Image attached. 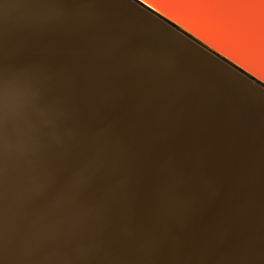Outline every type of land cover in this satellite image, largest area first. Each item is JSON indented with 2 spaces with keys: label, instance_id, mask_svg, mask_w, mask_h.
Segmentation results:
<instances>
[{
  "label": "water",
  "instance_id": "water-1",
  "mask_svg": "<svg viewBox=\"0 0 264 264\" xmlns=\"http://www.w3.org/2000/svg\"><path fill=\"white\" fill-rule=\"evenodd\" d=\"M251 32L222 0H0V264H264Z\"/></svg>",
  "mask_w": 264,
  "mask_h": 264
},
{
  "label": "snow or ice",
  "instance_id": "snow-or-ice-1",
  "mask_svg": "<svg viewBox=\"0 0 264 264\" xmlns=\"http://www.w3.org/2000/svg\"><path fill=\"white\" fill-rule=\"evenodd\" d=\"M224 4H242L248 10V19L252 25L253 43L264 45V0H222Z\"/></svg>",
  "mask_w": 264,
  "mask_h": 264
},
{
  "label": "bare ground",
  "instance_id": "bare-ground-1",
  "mask_svg": "<svg viewBox=\"0 0 264 264\" xmlns=\"http://www.w3.org/2000/svg\"><path fill=\"white\" fill-rule=\"evenodd\" d=\"M177 20V19H176ZM178 21H180V20H178ZM181 22V21H180ZM182 23V22H181ZM184 25V24H183Z\"/></svg>",
  "mask_w": 264,
  "mask_h": 264
}]
</instances>
